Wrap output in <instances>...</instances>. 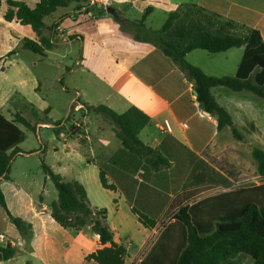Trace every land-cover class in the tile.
Masks as SVG:
<instances>
[{
	"label": "crops",
	"instance_id": "1",
	"mask_svg": "<svg viewBox=\"0 0 264 264\" xmlns=\"http://www.w3.org/2000/svg\"><path fill=\"white\" fill-rule=\"evenodd\" d=\"M13 1L28 5L39 2ZM142 1L165 5L169 12L183 4H197L259 30L264 42V0ZM0 2V113L9 120L15 114H20L36 123V129L49 127L65 142L72 140L64 131H58L56 122L61 121H49L48 115L53 111V106L42 98L41 89L46 83L53 82V76L48 72L51 67L48 62L54 59L52 57L58 45L71 47L79 43L75 62L78 66L85 62L86 48L95 46L113 62V71L105 75L110 89L100 102H107V107L120 113L133 106L142 110L150 117V123L141 131L140 140L154 149L164 146L161 152L169 165L156 171L149 164L145 168V162L123 149L109 122H90L86 133L77 135V138L85 137L83 144L74 139L78 141L77 146L91 153L88 169L84 170L77 182L85 187L92 206L107 209V223L114 233V241L127 251L124 264H175L187 240V229L176 218L182 208L187 209L190 223L203 237L212 234L220 221L236 218L249 204L254 203L264 211V181L254 186V197L243 195L244 189L241 187L245 167L243 147L254 145V126L257 124L254 122V95L233 92L225 87L212 89L217 102L227 109L234 126L244 136L243 141L236 140L230 127L219 130L216 118L197 104L193 83L158 47L136 41L130 31L118 38L115 36L116 29L107 22L96 23L94 31L84 25V16L94 19L101 12L106 13L107 7L114 4L113 0H97V5L90 11L85 7L76 10L75 4H72L46 19L47 29L42 36L53 44L46 51V56L22 48L25 40L38 42L39 38L30 26L16 21L7 22L4 15L9 8L8 0ZM148 8L152 7L145 9ZM67 9L69 11L66 12ZM153 12L152 8L150 14ZM120 16L128 23L131 20ZM197 51L201 50L189 53L187 61L215 77H234L243 56V51L239 58L229 55L231 49L218 53L226 56L222 64H215L212 61L214 56L194 54ZM97 59L101 63L106 61L100 55ZM65 70L72 71L67 66ZM60 74L57 80L62 83V90H68L63 84L67 77L64 79ZM84 103L90 106L86 100ZM118 106L122 109H115ZM41 118L45 121H36ZM164 120L171 122L172 133L159 129ZM43 148L22 155L46 152L44 145ZM54 149L56 153L60 152L58 147ZM104 165L107 166L104 168L107 183L114 187L113 190H106L101 185L100 167ZM227 182L229 184L225 185ZM99 187L108 194H103ZM2 190L6 197L3 187ZM90 190L94 192L96 201L92 199ZM16 201L17 204L21 203L20 194ZM7 205L15 215L8 201ZM27 209L22 218L32 225L33 233L28 238L20 235L6 213H0V235L4 236L0 246L11 244L16 249L15 256L8 261L0 253V264H97L94 260H88L87 256L103 246L99 236L89 227L74 234L63 229L51 217L49 207L43 205L34 208L31 205ZM138 213L154 220L155 227H145ZM162 225L165 226L161 230ZM166 234L168 243L156 250ZM133 248L135 252H132ZM222 264H253V261L250 256L239 254Z\"/></svg>",
	"mask_w": 264,
	"mask_h": 264
},
{
	"label": "trees",
	"instance_id": "2",
	"mask_svg": "<svg viewBox=\"0 0 264 264\" xmlns=\"http://www.w3.org/2000/svg\"><path fill=\"white\" fill-rule=\"evenodd\" d=\"M7 4L9 8L4 19L7 22L16 21L21 25L30 26L39 38L38 42L25 40L22 48L46 56V51L53 47L50 40L42 36L47 29L46 19L72 4H75L76 10L87 8L88 0H39L35 5L8 0ZM151 10L152 8L145 9L140 20L129 21L135 28L134 39L153 44L176 63L193 83L197 92V104L216 118L218 129L230 127L233 137L243 141L244 136L234 126L233 118L227 109L217 102L212 89L226 87L234 92L246 91L264 100V42L260 31L197 4L178 6L168 14L161 29L153 31L145 25ZM234 48H244L234 77L209 76L201 68L190 64L186 58L195 50L218 54ZM88 110L101 115L113 125L115 136L121 141L123 149L145 162V168L149 164L153 170L158 171L169 165L161 152L164 146L154 149L145 145L139 138L141 131L150 123V117L142 110L133 106L123 113H117L105 105L88 106ZM36 121L45 120L41 118ZM19 125L36 130V123L33 124L30 118L15 114L13 119L9 120L0 113V205L20 235L28 238L33 233L32 225L11 213L1 187V181L9 179L10 165L14 158L28 154L20 149L26 135ZM60 125L61 122H56L57 128ZM252 156L257 164L258 175L264 178V151L254 148ZM42 167L58 193L57 200L51 204V217L63 229L74 234L89 227L99 236L103 247L87 256L88 260H94L97 264H124L127 251L114 241V233L107 223V209L92 206L85 187L79 182L66 181L44 162ZM104 168L107 166L100 167L101 185L106 190H113L114 187L107 183ZM128 201H131L129 197ZM133 211L137 213L135 209ZM138 215L145 227H155L154 220L141 213ZM176 218L186 227L187 240L175 264H222L239 254L250 256L253 264H264V211L259 210L256 204L247 205L236 218L217 224L216 230L205 237L190 223L186 208H182ZM0 253L2 258L8 261L15 256L16 249L8 244L5 247L0 246Z\"/></svg>",
	"mask_w": 264,
	"mask_h": 264
},
{
	"label": "rangeland",
	"instance_id": "3",
	"mask_svg": "<svg viewBox=\"0 0 264 264\" xmlns=\"http://www.w3.org/2000/svg\"><path fill=\"white\" fill-rule=\"evenodd\" d=\"M113 1L114 4H112V6L110 5V7L116 9L123 18L131 20H140L144 15L145 8L151 6L154 9V12L150 14L148 19L145 21V25L147 29L153 31L161 29L168 17V14L171 12L166 10L167 8L165 5L148 3L142 0ZM170 9H173V7ZM65 11L67 12L69 9ZM84 19L86 21L84 25L91 27L93 31L96 23L100 24L107 22L110 27L116 29L117 33L115 36H118V38H121L123 34L129 31L135 34V28L127 21L122 20V22H118L111 15H109L107 11L106 13L101 12V14L97 15L94 19H87L86 16H84ZM79 46V43L73 44L71 47L61 44L58 45L52 57L54 59H50L48 62V64L51 65L48 72L51 76H53V82L45 84L44 88L41 89V96L46 101H49L53 106V111L48 115L49 121L59 120L63 122L66 120L69 106L71 105L70 100L74 97L75 90L82 93L83 97L81 100L83 102L86 100L90 106L108 105L107 102L100 101H102V97H104L110 89L105 75L113 71V62L109 57L102 54V50L100 48L89 46L85 50V62H83L81 66L75 65ZM105 47L107 49L110 48V46L107 45H105ZM242 51L244 52V48H234L229 55L232 54L233 56L239 58ZM194 54L214 56L212 61L215 64H222L224 60L223 58L226 56L225 54L213 55L212 53L204 50L197 51ZM99 55L103 56L106 61L104 60L105 62L103 63L98 61L97 57ZM65 66L72 71H66ZM41 71H43L42 68ZM226 71L230 72L229 70ZM60 73H62V77L64 79L67 77V81L64 80L63 84L68 87V90H62V83L57 80V77L61 75ZM86 106L88 107V105ZM115 109L120 110L122 108L118 106ZM117 112L120 113L119 111ZM42 116L46 118L43 114ZM95 120L100 122H109L101 115L89 112L87 126L90 122ZM254 122L257 123L254 126V145H244L243 147L245 167L244 177L242 179L243 182L241 184V187L244 189L243 195H249L252 197H254V186L261 184L264 181V178L260 177L257 173V164L252 156L254 148H260L264 151V100L256 97L255 95ZM20 127L26 135L24 142L20 145V149L22 151H38L43 148V145L47 149L46 152L38 153L32 156H17L10 165V180H3L1 182V185L6 193L9 206L12 211L16 213L13 215L22 218L28 211L27 206L30 207L32 205L34 208H41L45 205L46 207L51 208V204L58 198V193L53 182L42 167L43 162L47 164L54 173L61 175L66 181H78L80 177L83 176L84 170L88 169V163L91 161V153L90 151H85L84 148L77 146L78 141L74 140L77 139L81 144H83L86 142L85 137L77 138V134H70L66 126L58 127V131H64L66 136H68V139H72L67 142H65L64 138L59 137L56 132L49 127L36 130H31L24 126ZM54 147H58L60 152L56 153ZM99 188L103 194H108L101 189V187ZM18 194L22 196L20 204H17L16 201ZM90 195L92 196V199L96 201L94 198L95 194L91 190ZM3 212L5 213L4 209L0 205V213ZM225 222L227 221H220V223ZM164 226L165 225L161 226V230ZM168 234L164 235L159 245L156 247V250L162 249L163 245L168 243ZM135 251V248H133L132 252Z\"/></svg>",
	"mask_w": 264,
	"mask_h": 264
},
{
	"label": "built area",
	"instance_id": "4",
	"mask_svg": "<svg viewBox=\"0 0 264 264\" xmlns=\"http://www.w3.org/2000/svg\"><path fill=\"white\" fill-rule=\"evenodd\" d=\"M97 5V0H88V7L85 10L90 11ZM82 94L79 91L74 92V98L65 121L61 122L59 127L66 126L70 134H77L81 136L87 131V120L89 117V110L85 103L81 100ZM159 129L165 133H172V124L169 120L159 125ZM4 240V236L0 235V241Z\"/></svg>",
	"mask_w": 264,
	"mask_h": 264
},
{
	"label": "water",
	"instance_id": "5",
	"mask_svg": "<svg viewBox=\"0 0 264 264\" xmlns=\"http://www.w3.org/2000/svg\"><path fill=\"white\" fill-rule=\"evenodd\" d=\"M106 11H107V13H108L109 15H111L116 21H118V22H121V21H122V18H121V16H120V14L117 12L116 9H114V8H112V7H110V6H108L107 9H106ZM195 93H196V95H197V92H196V91H195Z\"/></svg>",
	"mask_w": 264,
	"mask_h": 264
}]
</instances>
